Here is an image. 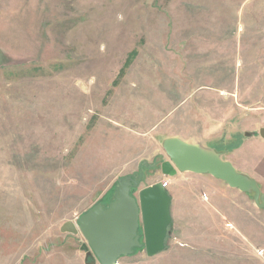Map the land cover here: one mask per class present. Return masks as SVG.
<instances>
[{
    "label": "rangeland",
    "instance_id": "1",
    "mask_svg": "<svg viewBox=\"0 0 264 264\" xmlns=\"http://www.w3.org/2000/svg\"><path fill=\"white\" fill-rule=\"evenodd\" d=\"M262 128L264 0H0V264H87L61 227L155 183L165 138ZM199 209L118 264H264V211L244 230Z\"/></svg>",
    "mask_w": 264,
    "mask_h": 264
},
{
    "label": "water",
    "instance_id": "2",
    "mask_svg": "<svg viewBox=\"0 0 264 264\" xmlns=\"http://www.w3.org/2000/svg\"><path fill=\"white\" fill-rule=\"evenodd\" d=\"M264 138V128L260 130ZM167 159L160 166V175L175 176L178 172L212 175L234 189L249 194L259 209H264V193L259 184L239 172L225 159L226 150L219 151L200 142L167 137L162 142ZM140 182L131 176L118 180V189L108 206L98 204L82 215L77 224L72 221L61 227L63 233L81 234L86 244V263L118 264L122 257L131 256L135 249L145 247L148 256H155L166 249V239L171 220V198L158 182L133 191ZM142 231V234L140 233Z\"/></svg>",
    "mask_w": 264,
    "mask_h": 264
},
{
    "label": "crops",
    "instance_id": "3",
    "mask_svg": "<svg viewBox=\"0 0 264 264\" xmlns=\"http://www.w3.org/2000/svg\"><path fill=\"white\" fill-rule=\"evenodd\" d=\"M181 139L190 141L186 138ZM236 147L231 151L227 148L223 149L227 151L225 159L231 162L237 171L254 179L264 193V138L260 135L249 136ZM154 179L155 183L148 184L146 187L158 182L166 181L168 183L165 188L171 198L173 220L176 219V216L187 214V210L185 213L184 209L188 206H195L200 207L199 210L203 215L210 216L212 220L228 219L231 225L236 227V223L241 225L244 230L246 227L250 230V226L253 225L250 216L256 215L257 210L264 211L257 207L252 196L230 187L227 183L209 174L197 175L178 172L175 176H163L159 171L154 175Z\"/></svg>",
    "mask_w": 264,
    "mask_h": 264
},
{
    "label": "trees",
    "instance_id": "4",
    "mask_svg": "<svg viewBox=\"0 0 264 264\" xmlns=\"http://www.w3.org/2000/svg\"><path fill=\"white\" fill-rule=\"evenodd\" d=\"M235 148H236V146H231V147H228L227 150L231 151V150H233Z\"/></svg>",
    "mask_w": 264,
    "mask_h": 264
},
{
    "label": "built area",
    "instance_id": "5",
    "mask_svg": "<svg viewBox=\"0 0 264 264\" xmlns=\"http://www.w3.org/2000/svg\"><path fill=\"white\" fill-rule=\"evenodd\" d=\"M167 184H168V183L165 181V182H164V186L166 187V186H167Z\"/></svg>",
    "mask_w": 264,
    "mask_h": 264
}]
</instances>
